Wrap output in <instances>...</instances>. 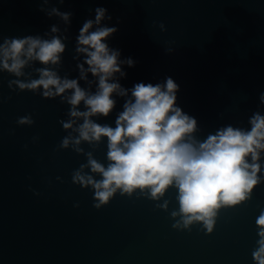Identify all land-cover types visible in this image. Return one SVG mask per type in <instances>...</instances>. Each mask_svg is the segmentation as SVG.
Segmentation results:
<instances>
[{"label":"water","instance_id":"1","mask_svg":"<svg viewBox=\"0 0 264 264\" xmlns=\"http://www.w3.org/2000/svg\"><path fill=\"white\" fill-rule=\"evenodd\" d=\"M97 5L108 10L102 25L118 27L106 38L109 47L119 50L120 60L135 61L133 67L121 64L125 75L114 78L131 89L136 82L163 83L171 76L179 85L176 103L196 118L195 140L229 125L250 130L253 114H264L259 104L264 0H0V44L6 37L32 35L57 36L66 45L55 65L29 61L19 77L0 69V264H255L264 150L260 182L245 201L217 210L211 232L202 221L183 226L174 186L159 198L147 189H118L97 208L95 190L74 183L72 176L80 171L102 178L88 160L91 154L107 167L108 138L75 144L74 129L83 120L63 127L72 119L67 100L9 87L12 80L39 78L37 69L50 67L95 92L97 80L90 72L80 79L77 65L86 54L76 51V36L85 19L95 18ZM53 8L70 13L68 20ZM112 95L116 103L109 114L91 119L115 127L131 93ZM77 107L85 110L83 101ZM22 116L33 123L20 124ZM65 136L72 140L62 147Z\"/></svg>","mask_w":264,"mask_h":264},{"label":"clouds","instance_id":"2","mask_svg":"<svg viewBox=\"0 0 264 264\" xmlns=\"http://www.w3.org/2000/svg\"><path fill=\"white\" fill-rule=\"evenodd\" d=\"M52 12L66 21L70 16V13H60L56 8ZM107 12L105 6L97 5L95 18L85 19L76 36V51L86 54L84 63L88 65L87 68L84 63L77 65L80 79H87L86 73L90 72L97 80L95 92L82 88L77 78L61 77L50 67L38 68L39 78L12 80L9 87L15 84L21 90L39 91L45 98L59 96L61 100H67L71 105L69 116L72 119L63 122V127L73 128L76 118L83 120L74 129L79 133L74 139L75 144L81 139L99 141L102 136L108 138L110 163L107 167L93 159L91 154L88 160L91 171L100 173L102 178L96 180L80 171L72 176L74 183L81 187L90 185L95 190L97 208L106 204L118 189L121 193L147 189L152 198H159L169 186H174L178 190L183 226L202 221L211 232L217 210L248 199L261 180L257 173L261 171L260 156L264 150V114H253L250 130L229 125L209 134L203 141L195 140L192 133L197 126L196 118L185 113L176 103L179 85L171 76L163 83L136 82L131 89L122 87L114 78L116 73L125 75L121 64L133 67L135 61L131 57L120 60L119 50L109 47L106 38L117 32L118 27L102 25ZM107 18L110 19L111 15L108 14ZM52 31L56 32L57 28L53 26ZM65 47L57 36L51 39L32 35L6 37L0 44V69L19 77L29 61L55 65ZM129 91L131 96L118 114L115 127L91 119L95 115L109 114L116 103L113 93L127 96ZM81 101L85 105L83 111L77 107ZM259 104H264V91L259 93ZM18 122L31 124L33 120L22 116ZM70 140V136H65L61 146L67 147ZM177 214L172 213L173 216ZM255 223L259 239L252 256L255 264H264V208Z\"/></svg>","mask_w":264,"mask_h":264}]
</instances>
